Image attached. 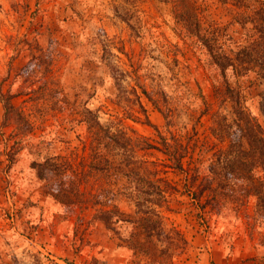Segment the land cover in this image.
I'll use <instances>...</instances> for the list:
<instances>
[{
	"label": "rangeland",
	"instance_id": "rangeland-1",
	"mask_svg": "<svg viewBox=\"0 0 264 264\" xmlns=\"http://www.w3.org/2000/svg\"><path fill=\"white\" fill-rule=\"evenodd\" d=\"M187 4L201 36L220 31L234 48L247 42L234 0H0V264H264V197L239 194L212 207L207 196L186 194L184 174L164 168L179 189L162 211L165 228L187 243L171 244L165 233L153 240V255L127 245L145 232L119 220L135 218L136 208L126 196L111 202L103 194L107 176L83 179L82 205L59 198V187L105 150L96 147L95 119L133 136L138 157L168 165L164 153L143 149L165 118L142 88L172 109L174 132L190 146L186 167L204 164L202 174L213 177L208 166L229 145L212 135L213 114L229 115L230 104L221 102L223 79L200 36L185 27ZM230 83L264 128V81L230 73ZM123 90L130 104L119 103ZM257 177L264 183V167Z\"/></svg>",
	"mask_w": 264,
	"mask_h": 264
},
{
	"label": "trees",
	"instance_id": "trees-1",
	"mask_svg": "<svg viewBox=\"0 0 264 264\" xmlns=\"http://www.w3.org/2000/svg\"><path fill=\"white\" fill-rule=\"evenodd\" d=\"M234 2L240 9L234 20L248 35L247 42L235 48L220 39V31L213 32V36H201L195 11L188 4L184 9L186 13L182 15L183 21L186 22L185 27L187 26L190 33L200 36V43L208 52L210 63L220 71L224 89L217 92L222 98L221 102L230 104L229 115L222 110L213 114L212 135L221 142L229 143L225 151L216 153V159L208 166L213 177L202 174L204 164L186 167L184 160L190 155V146L189 142H184L174 132L175 120L172 109L166 107V110H163L152 94L142 88L143 93L158 107L165 118L164 130L153 126L158 140L148 142L143 149L164 153L169 159V163H166L168 165L164 166L158 161L138 157L133 136L120 126L116 129L105 128L95 119L96 128L93 136L96 147H103L105 150H95L91 158L92 163L87 167H81L77 178L65 184L67 186L59 187L60 201L67 206L70 204L78 206L84 204L87 197L83 179L87 180L93 172L107 176L108 190H102L103 194L109 196L111 202H114L118 195L126 196L136 208L137 219H125L120 213L119 220L134 224L139 233L145 232L144 239H136L137 235L132 233V238L127 241L131 249H152L153 240H162L165 233H168L166 238H170L169 234L172 235L165 228L162 211L169 207L170 197L178 193L179 189L162 175L164 168L184 174L186 194L197 202L207 196L206 202L212 204V207H215L214 203L220 199L229 200L239 194L244 198L252 195L259 199L264 197V183H260L257 177V170L264 167V128L245 105L240 87L230 83V73L243 77L255 72L258 78L264 81V0H234ZM227 46L231 49H225ZM133 92L140 112L145 116V122H149L138 91L134 89ZM6 97L5 107L13 111L15 109L11 101L13 97L10 94ZM119 97V103L130 104L125 90L120 92ZM162 99L168 105L166 94L162 95ZM126 113L127 117L139 120L130 111L127 110ZM18 116L21 117V113H18ZM51 166L59 168V172L64 167L62 164L59 167L55 164ZM64 170L66 172L67 168L63 169L62 174ZM121 182L124 183L120 184ZM94 197L97 198V195ZM109 213L119 214L116 209H110ZM141 235L142 233L139 237ZM180 236L175 230L171 244L184 246L187 241ZM150 254L153 255L154 252L151 251Z\"/></svg>",
	"mask_w": 264,
	"mask_h": 264
}]
</instances>
